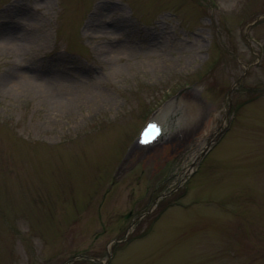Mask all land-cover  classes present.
<instances>
[{
    "label": "rangeland",
    "instance_id": "rangeland-1",
    "mask_svg": "<svg viewBox=\"0 0 264 264\" xmlns=\"http://www.w3.org/2000/svg\"><path fill=\"white\" fill-rule=\"evenodd\" d=\"M80 254L264 264V0H0V264Z\"/></svg>",
    "mask_w": 264,
    "mask_h": 264
},
{
    "label": "bare ground",
    "instance_id": "bare-ground-1",
    "mask_svg": "<svg viewBox=\"0 0 264 264\" xmlns=\"http://www.w3.org/2000/svg\"><path fill=\"white\" fill-rule=\"evenodd\" d=\"M178 101L179 102L175 101V99H174V100L166 103L164 105V107L159 111V113H158V115L156 117L157 119H154V120L162 121V120L166 119V116L172 114V112L175 111V109H177V107L179 105H182V104L184 105L185 104V107L189 109V112L191 114L190 115L188 112H186L187 113V116L190 119L191 118L196 119L194 121L195 124H193V125L190 124V120L188 122L192 126V129L188 133H189L190 136H192L195 133V131H196V127H197V129H199L200 123L202 122V119L200 120L201 112H199L197 110V108L195 106V103H194V101H197L196 100V97H195L194 91H192V90L187 91L186 94L183 95ZM197 117L199 119H197ZM136 145L137 146H135V147H138L139 146L141 148H145L143 146H140L139 143H137ZM138 149H140V148H138Z\"/></svg>",
    "mask_w": 264,
    "mask_h": 264
}]
</instances>
